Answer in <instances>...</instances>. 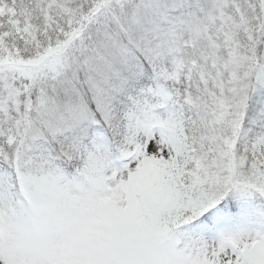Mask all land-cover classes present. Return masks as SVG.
<instances>
[{"label": "snow or ice", "instance_id": "1", "mask_svg": "<svg viewBox=\"0 0 264 264\" xmlns=\"http://www.w3.org/2000/svg\"><path fill=\"white\" fill-rule=\"evenodd\" d=\"M0 264H264V0H0Z\"/></svg>", "mask_w": 264, "mask_h": 264}]
</instances>
